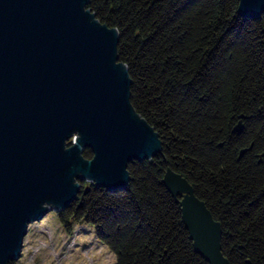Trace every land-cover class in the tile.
<instances>
[{
    "label": "trees",
    "instance_id": "1",
    "mask_svg": "<svg viewBox=\"0 0 264 264\" xmlns=\"http://www.w3.org/2000/svg\"><path fill=\"white\" fill-rule=\"evenodd\" d=\"M238 7L239 0H90L97 18L119 30L131 102L162 141L160 154L129 163L124 188L91 185L56 212L67 231L92 224L115 264H209L163 182L169 167L220 222L230 263L264 264V14L247 17Z\"/></svg>",
    "mask_w": 264,
    "mask_h": 264
},
{
    "label": "water",
    "instance_id": "2",
    "mask_svg": "<svg viewBox=\"0 0 264 264\" xmlns=\"http://www.w3.org/2000/svg\"><path fill=\"white\" fill-rule=\"evenodd\" d=\"M89 4L0 0V264L23 256L30 224L91 185L124 188L130 162L162 151L158 132L131 102L119 30ZM238 11L260 18L264 0H239ZM234 131H243L241 121ZM163 182L181 205L195 250L209 264H231L221 224L190 182L170 167Z\"/></svg>",
    "mask_w": 264,
    "mask_h": 264
},
{
    "label": "rangeland",
    "instance_id": "3",
    "mask_svg": "<svg viewBox=\"0 0 264 264\" xmlns=\"http://www.w3.org/2000/svg\"><path fill=\"white\" fill-rule=\"evenodd\" d=\"M15 264H115L116 255L87 222L67 231L56 212L29 226L23 256Z\"/></svg>",
    "mask_w": 264,
    "mask_h": 264
}]
</instances>
